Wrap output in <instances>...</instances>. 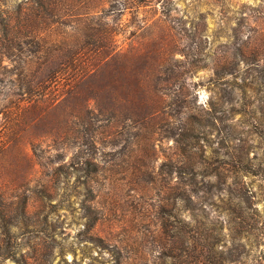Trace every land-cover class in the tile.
Masks as SVG:
<instances>
[{
  "label": "rangeland",
  "instance_id": "1",
  "mask_svg": "<svg viewBox=\"0 0 264 264\" xmlns=\"http://www.w3.org/2000/svg\"><path fill=\"white\" fill-rule=\"evenodd\" d=\"M0 195V264H264V0H0Z\"/></svg>",
  "mask_w": 264,
  "mask_h": 264
},
{
  "label": "trees",
  "instance_id": "2",
  "mask_svg": "<svg viewBox=\"0 0 264 264\" xmlns=\"http://www.w3.org/2000/svg\"><path fill=\"white\" fill-rule=\"evenodd\" d=\"M32 35H33V32H31ZM34 41H35V44L37 45V48L35 50H31L34 54H36L37 52L40 51V47L38 42L35 40V37H34ZM19 45V44H17ZM30 61V60H29ZM28 64H30V62H28ZM30 84H31V81H30ZM37 85V89L40 88L38 85L39 84H36ZM29 90L27 91V93L29 94H36V90H33L31 89V86L28 88ZM7 213H8V208H7V203L5 202V200L3 199V197L0 195V220H4L7 216ZM22 214L25 215V211L22 210ZM21 215V214H20ZM2 224V222H0ZM0 224V225H1Z\"/></svg>",
  "mask_w": 264,
  "mask_h": 264
}]
</instances>
